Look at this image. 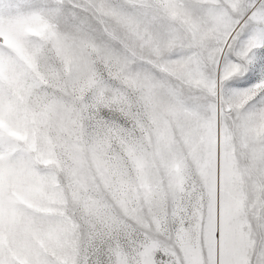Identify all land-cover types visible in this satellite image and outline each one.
<instances>
[{
    "label": "clouds",
    "instance_id": "1",
    "mask_svg": "<svg viewBox=\"0 0 264 264\" xmlns=\"http://www.w3.org/2000/svg\"><path fill=\"white\" fill-rule=\"evenodd\" d=\"M249 0H0V248L18 264H251L264 83L221 57Z\"/></svg>",
    "mask_w": 264,
    "mask_h": 264
},
{
    "label": "snow or ice",
    "instance_id": "2",
    "mask_svg": "<svg viewBox=\"0 0 264 264\" xmlns=\"http://www.w3.org/2000/svg\"><path fill=\"white\" fill-rule=\"evenodd\" d=\"M249 3L251 5L248 10L249 15L257 11V9L264 10V0H249ZM247 19L248 17L245 16L241 21V25L238 26L237 32L234 33V36H238L239 38L235 48L223 55L217 66V72L220 75H223L231 66H238L235 74L227 79L225 83L234 79L244 80L255 79L257 77L260 78L259 83H264V45L253 49L250 53H246L242 47L247 34L246 29H244V23ZM251 88L243 91H248ZM260 102L264 103V94L261 95ZM257 233L258 236H264V223L257 225ZM0 264H18V261L13 259V253L10 249L0 248ZM35 264H40L39 260ZM203 264H227V261L223 259L217 248L212 252L205 251ZM251 264H264V239L258 241L256 255L252 259Z\"/></svg>",
    "mask_w": 264,
    "mask_h": 264
},
{
    "label": "rangeland",
    "instance_id": "3",
    "mask_svg": "<svg viewBox=\"0 0 264 264\" xmlns=\"http://www.w3.org/2000/svg\"><path fill=\"white\" fill-rule=\"evenodd\" d=\"M260 82V78L257 77L255 79H234L227 83V89L236 90V91H243L248 88L253 87L256 83Z\"/></svg>",
    "mask_w": 264,
    "mask_h": 264
}]
</instances>
